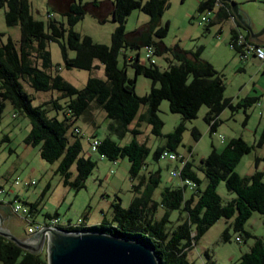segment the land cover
I'll return each instance as SVG.
<instances>
[{
	"label": "trees",
	"instance_id": "16d2710c",
	"mask_svg": "<svg viewBox=\"0 0 264 264\" xmlns=\"http://www.w3.org/2000/svg\"><path fill=\"white\" fill-rule=\"evenodd\" d=\"M110 3V13L116 25L107 44L95 41L89 34L80 33L74 28L88 7L99 6L98 0L84 3L74 0L61 10L65 20L48 13L46 21L33 15L30 0H0V6L5 7L6 24H17L20 29L18 41L10 34L2 39L5 33L0 31V111L4 100L9 99L19 112L28 117L30 127L23 141L26 144H39V154L43 159L51 162L58 160L56 171L60 173L62 182L76 189L85 184V179L96 166V160L83 152L80 129L75 121L82 118L95 127L99 124L98 111H104V117L108 118L107 134L102 137L91 135L100 138L95 151L109 159L126 156L130 162V177L137 178V182L132 183V189L138 194L133 195L127 206L121 204L119 197L114 200L110 219L104 217L96 224H87L79 219L76 225L67 221L65 228L98 229L136 238L152 247L161 264H192L188 251L219 218H231L222 232L224 240L230 238V227L238 231L240 237L242 234L253 236L244 225L254 211L263 214L264 225V171L255 168L241 175L235 169L244 153L255 144L263 143L264 130L256 143H249L241 135L232 136L220 149L212 145L208 154L202 156L196 165L189 158L181 175L194 182L190 194H185L186 183L165 185L160 191L159 201L152 196L153 189L160 182L159 169L141 172L143 167H147L146 157L150 147L145 141L138 140L136 135L141 131L142 122L150 125L153 135H164V142L152 152L153 158L158 159L163 148L176 149L186 128L185 121L196 117L201 105L207 106L203 118L212 132L217 128L221 120L219 114L225 107L232 113L242 107L245 124L249 116L247 108L257 102L259 96L249 95L234 102L231 96L224 94L223 73L200 56L202 45L187 50L161 41L160 38L167 34L169 28L168 21L159 24L168 0H110ZM213 6L214 0H199L197 9L203 11ZM134 8L147 13L149 20L142 28L128 32L125 22ZM95 13L99 21L106 20V14L97 9ZM232 14L229 2L222 0L205 27L229 19ZM240 27L235 19L230 27L229 41L235 39L237 32H243ZM244 34L245 38H250L248 32ZM50 40L58 43L65 68L92 70L99 65L95 62L97 59L103 66V76L89 74L83 86L77 87L59 69L53 72L51 52L47 46ZM149 44L153 47L152 54H164L167 60L165 67L161 68L153 56L147 57L148 62L140 58L138 49ZM232 48L241 52L240 45L234 44ZM127 49L137 50L131 54ZM69 50H73L74 54L70 55ZM120 53L123 56L122 64H119ZM128 65L135 75L143 74L151 78L150 88L144 94L135 91V76L128 75ZM26 85L34 91L55 89L57 94L35 104L34 94ZM162 99L168 100L171 111L179 112L182 116L174 128L165 134L162 133L163 119L158 114ZM132 122L133 125H130ZM75 126L78 127L77 131L74 130ZM127 132L132 136L124 143L112 136ZM190 132L194 140L201 136L194 125ZM188 148L191 149V146ZM261 159L264 160V154L255 157V165ZM73 164L74 175L71 170ZM197 169L206 178L203 188L200 187L201 177ZM221 180H224L228 190L235 193L226 202L222 201L217 190ZM3 202V199L0 200V203ZM26 203L31 216L33 211L38 210L39 200ZM158 203L164 210L156 216ZM173 209L179 210L177 220L169 224ZM52 215L56 214L46 212L45 218ZM28 235L26 230L24 237ZM254 237L253 244L242 252L236 264H264V239ZM204 253V264H220L208 250ZM46 260L45 250L32 253L0 233L1 264H46Z\"/></svg>",
	"mask_w": 264,
	"mask_h": 264
},
{
	"label": "rangeland",
	"instance_id": "374dc122",
	"mask_svg": "<svg viewBox=\"0 0 264 264\" xmlns=\"http://www.w3.org/2000/svg\"><path fill=\"white\" fill-rule=\"evenodd\" d=\"M73 0H30L31 10L36 18L47 20L48 13H52L57 19L65 20L62 15L63 9ZM77 2H91L93 0H75ZM242 13L250 20L254 31L261 29L264 25V0H235ZM169 4L164 9L159 24L169 23L167 34L161 37V41L169 46L178 45L180 48L194 50L202 45L200 56L209 60L216 69L220 70L224 76L226 96H231L234 102L242 97L246 92H259L260 96L257 102L247 108L249 116L244 124V110L239 107L233 113L228 107H225L219 114L220 122L214 131L208 130V124L203 116L207 110L206 105H201L197 116L186 120V128L183 131L181 142L176 146V150L181 153L188 151L191 146V161L196 165L202 156H206L212 145L218 149L232 136L241 135L249 143H256L264 130V73L257 72V60L253 61L251 55L243 59L241 54L232 48L229 44L230 25L232 19L217 21L205 27L207 21H200L201 14L208 12L210 18L214 17L213 11H199L197 5L199 0H168ZM96 7H88L84 16L74 25V28L80 33L89 34L93 40L109 43L110 34L116 22L112 20L109 12L111 8L110 0H98ZM100 13L106 14L105 21H99L96 15V9ZM93 9V10H92ZM5 7L0 6V31L18 41L20 29L17 24L7 25L4 18ZM149 20V15L139 8H134L127 15L125 28L126 31H134L142 28ZM220 26L221 29H220ZM246 32L244 26L241 27ZM51 52L52 71L59 69L61 74L72 82L75 86L81 87L86 81L89 74L103 76V66L99 63L98 67L88 70L84 68H65L60 53L59 45L56 41L50 40L47 44ZM137 49H127L128 53L134 54ZM141 59L148 62L146 57V48L142 46L138 49ZM70 55L74 54L69 50ZM169 54V53H168ZM156 63L165 67L167 60L164 54H152ZM123 56L119 54V64H122ZM59 65V67H58ZM243 66V68L239 67ZM127 73L130 77L135 76V91L138 94L147 92L151 85V78L136 74L133 68L128 65ZM27 89L34 94L33 103L42 102L51 96H56L57 90L34 91L26 85ZM255 89V90H254ZM239 94V95H237ZM104 112V111H103ZM100 110L97 113V126H91L90 123L78 118L75 123L80 129V139L82 142L83 152L90 154L92 159L96 160V166L85 179V184L76 189L73 186L65 185L62 182L61 175L56 171L58 160L53 162L43 159L39 154V144H26L23 137L29 130L30 122L26 115L19 112L9 99L4 100V105L0 111V185L4 191L0 193L2 199H12V202H19L28 207L30 201L39 200V208L31 213V219L42 221L45 219V213L56 214L59 222L65 224L67 221L76 223L79 219L87 224L99 223L104 217L111 218L113 205L112 202L118 197L121 204L127 206L133 195L137 193L132 189V183L137 182V178L132 179L129 174L130 162L126 156L109 159L100 155L97 151L91 150L90 141L92 140L91 132L96 131V135L102 137L107 134L106 122L108 118ZM158 114L163 119L162 133L165 134L172 130L182 116L179 112H173L169 109L168 100L162 99L159 104ZM132 122L130 125H133ZM196 126L201 136L194 140L190 128ZM141 131L136 135L140 141H145L150 147L146 157L147 167H143L141 172L147 173L149 170L160 172V182L153 189V199L159 201L160 191L165 185H176L181 181L178 175H172L171 169L180 164L175 160L166 157L153 158L152 152L158 144L164 142V135L156 136L150 132V125L142 122ZM120 143L130 140L132 134L127 132L119 136L117 133L112 134ZM264 154V136L262 144H255L250 151L244 153L235 169L241 175L252 172L255 168L264 171V160H259L255 165V157ZM72 174H75V165L71 167ZM201 177L200 187L203 188L206 183L204 174L197 169ZM19 179V183H15ZM34 179L33 184L25 183ZM264 179V174H263ZM44 189V192L42 190ZM217 190L221 195L222 201L226 202L232 198L235 193L228 190L224 180L217 185ZM191 189L187 186L185 194L189 195ZM138 194V193H137ZM5 196V197H4ZM8 200H5L7 202ZM26 201V202H25ZM164 207L157 204L156 216H159ZM179 210L173 209L170 213V222L176 221ZM20 219L9 217L11 221V232L18 235L26 231L28 223L24 220L23 214H18ZM22 219V220H21ZM231 221V218L221 217L215 221L197 240L193 248L188 251V257L192 264H204L206 260L205 250L211 254L212 258L220 264H236L242 252L248 250L254 242V235L264 239L263 214L254 211L245 222L244 227L251 231L253 236L241 235V240H236L235 236L238 231L229 228L230 238L224 240L222 237L223 229ZM45 250V245L42 249ZM1 264V263H0Z\"/></svg>",
	"mask_w": 264,
	"mask_h": 264
},
{
	"label": "water",
	"instance_id": "95a60500",
	"mask_svg": "<svg viewBox=\"0 0 264 264\" xmlns=\"http://www.w3.org/2000/svg\"><path fill=\"white\" fill-rule=\"evenodd\" d=\"M223 1L229 2L233 14L246 28L250 38L264 33V25L257 31L253 30L250 20L242 14L244 12L235 0ZM0 208L6 212V215L0 212V233L32 253L42 250L45 245L48 264H161L147 242L98 229L68 230L45 226L30 236L19 237L1 223L5 217L16 216L8 205H0Z\"/></svg>",
	"mask_w": 264,
	"mask_h": 264
},
{
	"label": "built area",
	"instance_id": "2783aa9c",
	"mask_svg": "<svg viewBox=\"0 0 264 264\" xmlns=\"http://www.w3.org/2000/svg\"><path fill=\"white\" fill-rule=\"evenodd\" d=\"M221 1L222 0H214V6L210 9H205V10H207V11L211 10L214 12V10H216V8L221 4ZM209 19H210V17L208 15V12L201 14L200 21H208ZM230 19H232V22H233L232 24H234L235 23V15L232 14L230 16ZM229 44L231 47H233L234 44L241 46L240 54H241L242 58H247L248 55H251L252 57L259 59L264 64V42H256L250 38L247 39V38H245L244 32H237L235 39L230 40ZM145 48H146V54H145L146 57H152V51H153L152 45H150V44L146 45ZM74 130L77 131L78 127L75 126ZM99 142H100L99 137H93L92 140L90 141L91 150H96V146L98 145ZM191 155H192V150L189 148H188V151L186 153H181V152L177 151L176 149H169V148H163L159 152V157H166V158H169L171 160H175V161H177V164H178V162H180V164L177 165L176 168L170 170V173L172 175H178L181 178L180 182L186 183L189 188H192L194 186V182L187 177H182L181 170ZM34 182H35L34 179H32L30 181L25 180V183H27V184H29V183L33 184ZM15 183H19V179H15ZM3 191H4V188L1 186L0 187V193ZM0 200H2L1 197H0ZM9 202H10L12 210L15 213L24 215V220L28 223V226L26 229L28 234H29L28 236H30L36 230L41 229L45 226L68 229V228H65L66 223L63 224V223L59 222V218L57 215L49 216L48 218H45L42 221H34L33 218L32 219L30 218L31 216L29 215L27 206H24L19 202H12V200H10ZM72 224L76 225L78 223L76 222V223H72ZM235 238H236V240L241 239V237L239 235H236ZM46 264H48V263H46Z\"/></svg>",
	"mask_w": 264,
	"mask_h": 264
},
{
	"label": "crops",
	"instance_id": "0c3cea01",
	"mask_svg": "<svg viewBox=\"0 0 264 264\" xmlns=\"http://www.w3.org/2000/svg\"><path fill=\"white\" fill-rule=\"evenodd\" d=\"M98 11H100V10H102V9H97ZM241 10V9H240ZM242 11V10H241ZM110 12V11H109ZM105 14V13H104ZM235 19L237 20V21H239L238 19H237V17L235 16ZM239 23H240V25H241V27L243 26L242 24H241V22L239 21ZM232 25V24H231ZM231 25H230V27H231ZM221 27L222 26H220V29H221ZM241 27H240V29H241ZM244 29H245V27H244ZM242 30V29H241ZM246 30V29H245ZM229 31H230V28H229ZM243 31V30H242ZM246 32H247V30H246ZM245 32V33H246ZM258 42H264V34H263V36H262V40H260V41H258ZM248 58V57H247ZM251 58H253V61H255V60H257V67H256V71L257 72H259V71H262L263 73H264V64L259 60V59H257V58H255V57H251ZM243 59H246V58H243ZM239 67H241V68H243V66H239ZM255 90V89H254ZM237 95H239V94H237ZM249 95H258V96H260V94H259V92H254V93H250V92H246V94H244L242 97H240V98H238L236 101H238V100H240L241 98H243V97H247V96H249ZM234 101V100H233ZM235 101V102H236ZM106 124H107V122H106ZM92 126V125H91ZM106 130H107V126H106ZM92 134H96V131H92L91 132V135ZM5 197V196H4ZM4 200V202L3 203H0V205H8L9 206V209H10V211L11 212H13L12 210H11V207H10V205L8 204V201L7 202H5V200H8V199H3ZM12 200V199H11ZM9 201H10V199H9ZM0 212H1V214L2 215H6V212H4V210L3 209H1L0 208ZM14 213V215H16L17 217H18V215H17V213H15V212H13ZM7 217H5V218H3L2 219V225L3 226H6V228H8L10 231H11V229H12V223H11V221H7ZM18 219H20L19 217H18ZM17 219V220H18ZM22 220V219H21ZM17 236H19V237H24L25 236V231H23V233H20V234H18Z\"/></svg>",
	"mask_w": 264,
	"mask_h": 264
},
{
	"label": "flooded vegetation",
	"instance_id": "af4514ba",
	"mask_svg": "<svg viewBox=\"0 0 264 264\" xmlns=\"http://www.w3.org/2000/svg\"><path fill=\"white\" fill-rule=\"evenodd\" d=\"M263 34H264V33H262L261 35H259V36L256 37V38H251V39H253L254 41H260V40H262V36H263Z\"/></svg>",
	"mask_w": 264,
	"mask_h": 264
}]
</instances>
